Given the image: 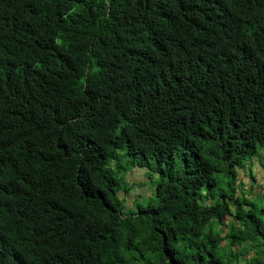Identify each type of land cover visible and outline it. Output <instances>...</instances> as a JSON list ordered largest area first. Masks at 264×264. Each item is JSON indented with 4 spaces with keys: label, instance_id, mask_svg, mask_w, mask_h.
Segmentation results:
<instances>
[{
    "label": "trees",
    "instance_id": "obj_1",
    "mask_svg": "<svg viewBox=\"0 0 264 264\" xmlns=\"http://www.w3.org/2000/svg\"><path fill=\"white\" fill-rule=\"evenodd\" d=\"M258 149L264 0H0V264H264Z\"/></svg>",
    "mask_w": 264,
    "mask_h": 264
},
{
    "label": "rangeland",
    "instance_id": "obj_2",
    "mask_svg": "<svg viewBox=\"0 0 264 264\" xmlns=\"http://www.w3.org/2000/svg\"><path fill=\"white\" fill-rule=\"evenodd\" d=\"M244 169L246 170V175H244ZM244 169L239 170V179H241V181L245 183L243 189L246 190L248 186H252L251 190L255 194L257 190L264 193V149H258V155L248 161V165L246 164ZM127 173L129 174L126 179L131 184H133V187L128 193H123L119 196L120 199L123 200L124 206H130L131 208L129 209L133 210L135 209L136 205H145V199L147 198V196H145L144 199H133L137 196L139 197L140 194H147L146 191L151 194V192L153 191V183L151 178L147 176L146 170L144 169L132 168L128 170ZM118 179H120V177ZM119 182L121 191L128 189L126 187L130 186V184L126 185L122 181ZM245 198H248V196H245ZM254 203L258 205L262 203L264 205V198L260 196L259 199L254 200Z\"/></svg>",
    "mask_w": 264,
    "mask_h": 264
}]
</instances>
